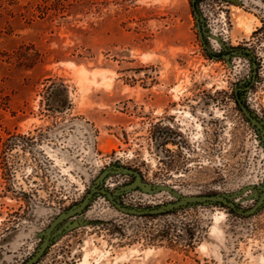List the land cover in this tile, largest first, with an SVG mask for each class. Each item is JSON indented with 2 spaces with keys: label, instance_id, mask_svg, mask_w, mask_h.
<instances>
[{
  "label": "rangeland",
  "instance_id": "1",
  "mask_svg": "<svg viewBox=\"0 0 264 264\" xmlns=\"http://www.w3.org/2000/svg\"><path fill=\"white\" fill-rule=\"evenodd\" d=\"M198 10L213 50L253 49L257 78L244 97L264 120V0H199ZM250 68L206 52L192 0H0V264L23 263L37 232L112 164L183 194L244 189L238 201L250 207L264 145L233 94ZM84 219L35 264H264V206L130 215L96 195Z\"/></svg>",
  "mask_w": 264,
  "mask_h": 264
},
{
  "label": "water",
  "instance_id": "2",
  "mask_svg": "<svg viewBox=\"0 0 264 264\" xmlns=\"http://www.w3.org/2000/svg\"><path fill=\"white\" fill-rule=\"evenodd\" d=\"M197 1L198 0H192V4ZM192 8L196 20V28L199 32L202 44L208 51L211 52L212 47L205 41L206 39H208V33L203 23V16L198 10V2L196 4H193ZM229 50H231L232 54H236L237 52L230 47ZM245 51L249 53L248 58H250L252 50L246 49ZM223 57L226 59V61H228L230 58V54H224ZM251 65L252 67H254L255 63L252 61ZM238 103L240 108L244 111L245 115L249 118L251 125L254 127L257 140L261 145H264V122L257 117L254 118L247 111L246 107L243 105L240 99H238ZM116 173L133 176V180L119 185L111 190L107 188L104 183L111 174ZM134 190H138L142 193H157L160 191H167L174 197V200L157 205L143 207L128 205L120 199V196L122 194ZM243 190L244 189L236 190L234 192H221L213 194H183L175 188L164 184L146 182L143 179L141 173L134 168L123 166L120 164H112L106 166L99 172V174L92 181L88 192L82 197L79 202L59 212L54 218H52V220L46 227L37 232L40 242L38 243L33 253L21 264H35L43 256L48 247L59 237H61L68 231L78 227L79 225L89 222L88 220L84 219V212L96 195L105 197L106 200L120 212L130 215H156L187 207L211 204L225 206L240 215H254L264 206V181L252 194V197L253 199H255V201L248 208H243L238 201V195Z\"/></svg>",
  "mask_w": 264,
  "mask_h": 264
},
{
  "label": "flooded vegetation",
  "instance_id": "3",
  "mask_svg": "<svg viewBox=\"0 0 264 264\" xmlns=\"http://www.w3.org/2000/svg\"><path fill=\"white\" fill-rule=\"evenodd\" d=\"M199 1V0H198ZM197 1V2H198ZM197 2L193 3V4H196ZM192 4V5H193ZM196 21V20H195ZM204 23V21H203ZM206 29V28H205ZM198 35H199V32H198ZM200 38V36H199ZM201 39V38H200ZM207 43L208 41L205 40ZM209 44V43H208ZM204 47V46H203ZM212 47V46H211ZM230 48H233L234 50H236V54H232L231 50H229V47L224 49V50H213L212 48V51H208L205 47L204 49L206 50V52L213 58H221L223 59L224 61H226V59L223 57L224 54H230V58H233V57H236V56H241V57H246L248 58V55L249 53L246 52L245 50L246 49H251V48H248V47H244V46H231ZM252 50V54H251V57L248 58L252 64V61L255 63V66L252 67L251 65V68H250V76L249 78L246 80V81H243L236 84V86H234V90H233V94H234V101L236 103V106L237 108L239 109V111L241 112V114L243 115L244 119L246 120V122L254 129V127L251 125L250 121H249V118L245 115L244 111L240 108L239 106V103H238V99L241 100V102L243 103V105L246 107L247 111L255 118L257 117L258 119L262 120L264 122V120L262 119V117H260L254 110H252V108L246 103L245 101V93L251 88L252 84H254V82L256 81V78H257V70H258V63L256 62V58H255V54H254V51L253 49ZM190 101V100H188ZM190 113V112H189ZM171 119H174L173 117H171ZM255 131V129H254ZM133 180V176H131V179L129 181ZM118 183H115L113 186H110V185H107V186H110V187H116L118 186L117 185ZM106 186V185H105ZM113 188H110V189H113ZM88 192V191H87ZM86 192V193H87ZM45 254V253H44ZM43 254V255H44Z\"/></svg>",
  "mask_w": 264,
  "mask_h": 264
}]
</instances>
